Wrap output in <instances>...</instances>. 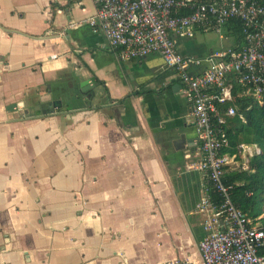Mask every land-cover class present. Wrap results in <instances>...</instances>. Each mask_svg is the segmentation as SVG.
Masks as SVG:
<instances>
[{"label":"crops","instance_id":"0c3cea01","mask_svg":"<svg viewBox=\"0 0 264 264\" xmlns=\"http://www.w3.org/2000/svg\"><path fill=\"white\" fill-rule=\"evenodd\" d=\"M95 12L0 0V264H200L209 210L184 87L159 53L120 58ZM242 45L232 20L177 40L197 58Z\"/></svg>","mask_w":264,"mask_h":264},{"label":"built area","instance_id":"2783aa9c","mask_svg":"<svg viewBox=\"0 0 264 264\" xmlns=\"http://www.w3.org/2000/svg\"><path fill=\"white\" fill-rule=\"evenodd\" d=\"M96 12L87 22L101 30L109 46L122 59L159 53L184 87L196 129L199 159L192 168L206 177L205 191L197 204L207 209L204 234L199 241L200 264H264V227L260 228L237 207L226 184L227 167L243 158L237 170L249 167V157L260 153L255 144H240L233 155L220 123L213 119L219 104L232 101L234 85L258 103L264 100V5L257 0H93ZM241 23L243 45L238 50L214 52L204 58L184 56L177 40L191 38L197 27L219 31L229 20ZM205 63L197 74L192 67ZM233 103L226 115L242 116ZM213 194L215 195L213 197ZM163 264H195L176 258Z\"/></svg>","mask_w":264,"mask_h":264},{"label":"trees","instance_id":"16d2710c","mask_svg":"<svg viewBox=\"0 0 264 264\" xmlns=\"http://www.w3.org/2000/svg\"><path fill=\"white\" fill-rule=\"evenodd\" d=\"M264 5V0H257ZM241 33V23L232 19ZM241 87L234 85L232 101L217 106L218 112L213 121L218 127L220 123L229 146L222 150L223 153L233 154L240 144H255L260 148V153L249 158V167L246 170L231 169L226 171L224 181L232 186L231 197L234 204L245 212L260 228L264 227V100L258 103L248 95L240 93ZM235 104L237 113L242 116L226 115L227 106ZM264 253V250L262 251Z\"/></svg>","mask_w":264,"mask_h":264},{"label":"water","instance_id":"95a60500","mask_svg":"<svg viewBox=\"0 0 264 264\" xmlns=\"http://www.w3.org/2000/svg\"><path fill=\"white\" fill-rule=\"evenodd\" d=\"M92 84V83H91ZM90 83H88V82H84V83H81V85H84L83 87H82V91L84 92L85 90H87L88 88H91V86H93V84L91 85ZM94 84H96V83H94Z\"/></svg>","mask_w":264,"mask_h":264}]
</instances>
